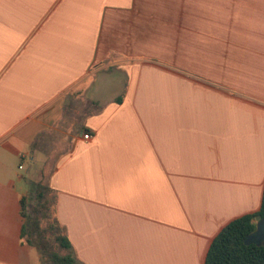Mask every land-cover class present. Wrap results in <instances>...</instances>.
Here are the masks:
<instances>
[{
  "label": "crops",
  "instance_id": "0c3cea01",
  "mask_svg": "<svg viewBox=\"0 0 264 264\" xmlns=\"http://www.w3.org/2000/svg\"><path fill=\"white\" fill-rule=\"evenodd\" d=\"M73 91L101 106L81 124ZM52 134L81 262L205 264L262 204L264 0H0V264H41L20 166Z\"/></svg>",
  "mask_w": 264,
  "mask_h": 264
},
{
  "label": "trees",
  "instance_id": "16d2710c",
  "mask_svg": "<svg viewBox=\"0 0 264 264\" xmlns=\"http://www.w3.org/2000/svg\"><path fill=\"white\" fill-rule=\"evenodd\" d=\"M86 104L92 111H87L85 116L101 107L93 101H86ZM74 107L75 99L68 95L64 113L71 114ZM30 184L29 192L21 198L25 219L22 234L38 249L41 264H84L55 215V190L42 180H33ZM258 215L264 218V192L257 212L233 219L217 234L209 247L205 264H264V245L245 243V238L256 230Z\"/></svg>",
  "mask_w": 264,
  "mask_h": 264
},
{
  "label": "rangeland",
  "instance_id": "374dc122",
  "mask_svg": "<svg viewBox=\"0 0 264 264\" xmlns=\"http://www.w3.org/2000/svg\"><path fill=\"white\" fill-rule=\"evenodd\" d=\"M70 95L72 98L75 99V107L74 110L77 113V116L79 117L78 119V124H81V117H85L87 111H92V109L88 108V105L86 104V100H83L79 95H81L80 92L78 91H73ZM55 134H52L50 136V140L45 144L46 148L45 151L43 152V158L40 161H34L30 162L29 166L31 167V171H27L24 166H20V172L26 177V181L23 183V186L25 189L30 190L31 187V181L36 180H42L43 182L47 183L48 177L50 174V171L52 170V163L54 161V140L56 139ZM28 166V161H26V165Z\"/></svg>",
  "mask_w": 264,
  "mask_h": 264
},
{
  "label": "water",
  "instance_id": "95a60500",
  "mask_svg": "<svg viewBox=\"0 0 264 264\" xmlns=\"http://www.w3.org/2000/svg\"><path fill=\"white\" fill-rule=\"evenodd\" d=\"M256 221V230L245 238V243H256L257 245H264V218H262L261 215H258L256 217Z\"/></svg>",
  "mask_w": 264,
  "mask_h": 264
},
{
  "label": "built area",
  "instance_id": "2783aa9c",
  "mask_svg": "<svg viewBox=\"0 0 264 264\" xmlns=\"http://www.w3.org/2000/svg\"><path fill=\"white\" fill-rule=\"evenodd\" d=\"M91 136H92V134H91V133H89V132H87V133H84V134H83V138H84L85 140H88V139H90V138H91Z\"/></svg>",
  "mask_w": 264,
  "mask_h": 264
}]
</instances>
